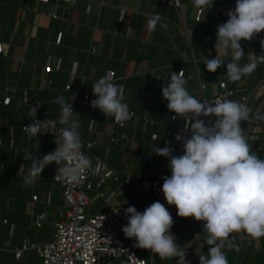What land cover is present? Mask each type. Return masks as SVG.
<instances>
[{"label":"crops","instance_id":"0c3cea01","mask_svg":"<svg viewBox=\"0 0 264 264\" xmlns=\"http://www.w3.org/2000/svg\"><path fill=\"white\" fill-rule=\"evenodd\" d=\"M224 2L235 7V0H213L207 11L195 8L192 0H76L74 5L64 4L59 15H53L43 11L38 0H0L3 44L0 95L13 92L8 105L0 101V264H41L34 249H29L16 262L12 247L23 242L51 240L53 219L59 218L63 206L62 186L51 180L55 162L43 170L34 185L21 186L31 165V161L23 159L24 151L32 150L39 156L56 147L54 139L48 136L29 140L21 130V124L31 123L29 113L33 102L38 101L37 119L53 117L58 121L60 106L53 101L60 96L65 100L75 96L72 105L79 113L82 139L95 142L87 155L100 168L113 169L119 178L157 170L171 172L167 158L156 155L153 148L167 144L174 149V155H181L183 144L175 140V134L182 133L185 137L189 134L182 129V118L174 121L168 118L170 111L162 98L161 86L170 81L173 71L183 69L188 91L199 100L200 83L206 84L205 94L210 96L218 90L220 80L230 82L226 65L215 73L203 65L205 56L210 59L217 55L216 29L228 19L220 9ZM49 3L52 5L50 0L46 5ZM154 14L167 22V29L159 24L155 32L147 29V21ZM130 26L133 30L129 35ZM58 32L62 33L59 42L56 41ZM260 34L264 36V32ZM240 43L244 50L240 64L255 63L257 67L250 76L230 82L235 89L230 100L242 103L241 97L246 96L243 104L254 110L264 94V62L256 58V42L241 40ZM230 59L229 56L225 63ZM47 64L51 70H46ZM110 72L115 83L123 85L125 102L133 112L124 128L112 124V117H106L99 109L90 114L80 101L84 86L89 88L91 100L94 99L92 83L111 75ZM66 84L76 94L65 90ZM23 96L29 104L22 102ZM244 125L242 122L241 126ZM120 131L125 132L126 140L119 144L111 142L109 133ZM154 132L158 136L152 140L150 135ZM37 140L39 148L35 147ZM248 143L264 158V124L254 125ZM143 158L147 159L146 169L142 168ZM116 187L113 180H108L99 189L108 192ZM33 194L37 200L32 199ZM141 195L151 198L145 190L135 193L127 189L113 203L127 201L125 204L136 205ZM89 196L98 202L95 191ZM39 212H45L47 217L37 229L33 222ZM187 228L188 235H179L178 225L174 223L172 232L177 243L187 248L190 264H199V254L207 255L208 249L197 237L202 231V222L190 218ZM233 235L239 251L225 249L229 264H264V237L250 241L244 233ZM140 253L148 264H176L178 259L163 261L153 253ZM111 264L119 263L113 260Z\"/></svg>","mask_w":264,"mask_h":264},{"label":"clouds","instance_id":"9594fccd","mask_svg":"<svg viewBox=\"0 0 264 264\" xmlns=\"http://www.w3.org/2000/svg\"><path fill=\"white\" fill-rule=\"evenodd\" d=\"M66 3L74 5L76 0H66ZM192 4L207 11L213 0H192ZM226 14L227 21L216 29L217 55L211 59L205 56L203 65L213 73L226 65L227 79L238 82L257 67L255 63L240 64L244 55L240 42L250 41L254 35L264 32V0H235V7ZM158 24L164 29L168 27L159 14H154L147 21V29L155 32ZM132 30L130 26L129 35ZM260 43L264 48V39ZM229 56L230 61L225 63ZM186 85L183 73L173 71L170 81L161 86L162 98L167 101L168 110L175 114L171 119L183 118L190 132L187 137L175 134V140L183 144L181 155H174V149L167 144L153 148L156 155L167 158L171 171L170 176L163 177L161 191L167 204L176 207L179 217L202 222V231L197 237L208 249L207 255L199 254V264H229L225 249L239 251L233 234L244 233L250 241L264 237V158L253 150L241 126L242 122L248 126L264 124V108L254 111L246 104L227 99L209 104L193 96ZM92 93L95 98L90 101V107L113 117L121 127L132 118L124 87L115 83L112 76H102L92 83ZM68 101L63 96L53 101L60 106L58 121L47 117L37 119L38 105L29 113L31 123L22 127L27 138L51 134L56 147L39 156L32 150L24 151L23 159L31 161V165L23 176L22 187L34 185L53 162L57 165L56 181L63 179L78 184L87 175L100 172V165H94L82 151L85 142L80 132L79 113ZM206 117L214 119L206 120ZM35 147L39 148L38 140ZM124 211L128 222L122 226V232L134 240L135 247L150 250L163 261L178 258L176 264H190L187 248L177 243L172 232L174 219L165 204L155 201L143 212L130 205Z\"/></svg>","mask_w":264,"mask_h":264},{"label":"built area","instance_id":"2783aa9c","mask_svg":"<svg viewBox=\"0 0 264 264\" xmlns=\"http://www.w3.org/2000/svg\"><path fill=\"white\" fill-rule=\"evenodd\" d=\"M48 1L38 0L42 5H46ZM220 9L226 14L229 9H233V4L224 2L220 5ZM51 14L56 15L54 12H51ZM61 35L62 33L58 32L56 36L57 42L60 41ZM262 39H264V36L260 33L254 35L251 39L257 44L255 55L259 62H264V48L261 47L260 43ZM2 52L3 44L0 41V54ZM58 66L59 64L56 65V69H58ZM46 70H51L49 64L46 65ZM179 72H182L185 77L183 69H180L177 73ZM110 73L111 75L109 76H112V72ZM187 78H191V75H187ZM205 87L206 84L200 83L201 98L199 100L206 101L209 104L225 99L230 100L235 93V89L230 82L225 80L218 82V90L210 96L205 94ZM64 88L65 90H72L76 94V90L70 84H66ZM12 95L13 92L2 93L0 95L1 103L8 105ZM71 98L69 103L74 101ZM80 101L88 108L90 114L95 112V109L90 107V90L86 86L82 88ZM241 101L242 103L246 102L247 97L242 96ZM22 102L25 104L30 103L26 96H23ZM36 105H38L37 100L33 102V106ZM173 115H175L173 112L168 113V118L171 121H174L171 119ZM204 119H214V117H206ZM26 124L29 123L21 124V130ZM112 124L124 128L115 122L113 117ZM57 126L60 127L59 124ZM188 126V123L182 118V129L190 135V132L186 129ZM41 136H48L54 139L51 134L39 135L37 138ZM157 136L158 133L156 132L150 135L152 140H155L153 138ZM126 138L124 131L109 133L110 141L117 144L120 141H125ZM84 142L85 146L82 151L87 154L93 148L95 142L90 139ZM53 168L51 180L62 186L61 197L63 200L62 209L58 213L59 218L53 219V237L47 242H30L28 244L23 242L21 246H13L12 255L16 262H20L29 249H34L40 257L41 264H111L113 260H116L119 264H148L146 258L140 252L151 253V251L135 247L134 240L125 237L122 232V226L128 222L124 209L132 204L113 203L120 192L127 189L135 193H141L142 190H145L151 195V198H146L142 195L139 197L137 204L133 205L138 211L143 212L151 203L159 201L169 209L174 223L178 225V234L188 235L190 233L187 223L191 217H179L176 207L167 204L161 191L163 177L165 175L170 176L171 172L157 170L146 175L131 176L127 174L123 178H119L113 169L100 168V172L97 175L89 174L78 184H72L65 182L63 179L56 181L57 165ZM142 168H147L146 158L142 159ZM108 180H113L117 187L111 188L108 192H101L99 189L100 185L105 184ZM86 191H95L99 201L97 203L93 202ZM32 199L37 200V195L33 194ZM46 217L47 214L45 212H39L35 215L33 225L40 229Z\"/></svg>","mask_w":264,"mask_h":264},{"label":"water","instance_id":"95a60500","mask_svg":"<svg viewBox=\"0 0 264 264\" xmlns=\"http://www.w3.org/2000/svg\"><path fill=\"white\" fill-rule=\"evenodd\" d=\"M50 2L52 3V5L49 3L48 6L47 5H43V8L45 9L44 11L46 12H53L54 9V13L56 15H59L62 11V6H64V4H66L65 0H50ZM55 3L58 4V6L55 8ZM258 108H264V94L263 96L260 98V100L258 101V103L256 104L255 108H254V111ZM255 124L251 125V126H248L247 123H245L244 127L246 132H247V137L249 138L250 134H251V131L253 129Z\"/></svg>","mask_w":264,"mask_h":264},{"label":"rangeland","instance_id":"374dc122","mask_svg":"<svg viewBox=\"0 0 264 264\" xmlns=\"http://www.w3.org/2000/svg\"><path fill=\"white\" fill-rule=\"evenodd\" d=\"M87 192V191H86ZM89 195H90V193H91V191H89V192H87ZM99 201V200H98Z\"/></svg>","mask_w":264,"mask_h":264}]
</instances>
